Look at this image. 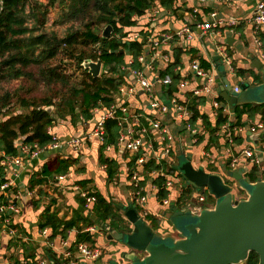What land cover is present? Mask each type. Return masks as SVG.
<instances>
[{
  "label": "trees",
  "instance_id": "16d2710c",
  "mask_svg": "<svg viewBox=\"0 0 264 264\" xmlns=\"http://www.w3.org/2000/svg\"><path fill=\"white\" fill-rule=\"evenodd\" d=\"M173 2V0H48L47 4H39L38 2L31 4L30 0H0V116L3 117L0 121V151L7 156L17 155L18 151L14 147L13 141L21 138L24 144H37L44 147L52 140L47 129L53 125L56 118L68 116L73 125L79 117L84 121L91 119L90 111L98 101L108 107L113 100L111 99L112 94L119 86V79L109 77L107 73L98 78H92L84 70L83 73L90 84L81 89L70 88L67 94L61 93L58 96L56 93L58 88L66 87L69 81L60 67L51 65L52 61L62 52H65L70 57H74L79 65L87 59L99 60L104 67H110L111 73H116L117 67L123 64L125 52L136 58L142 49L143 40L129 44L121 40L123 36L132 32L143 34V27L146 25L137 23L134 18L142 16L145 10L154 3L173 13L171 8ZM55 4L59 8L55 23L71 24V30L66 32L62 38L58 37L52 29L46 27L48 10L54 8ZM77 23L81 29L75 30L74 24ZM100 26L102 29L111 26L112 35L110 38L103 39L101 37L102 29H99ZM260 43V50L264 56V35H260ZM88 46L92 47L91 52L93 53L86 54L78 49ZM93 47L97 48L98 53ZM180 55L181 50L174 48L172 50V62L160 74L161 76H170L172 85L169 87V94L175 90V84L178 80L174 68L180 65ZM197 60L202 69L206 71L211 69L208 60L201 57ZM249 72L252 83L260 84L262 82L259 77L254 76L251 71ZM238 74H244V71L239 70ZM22 83L29 85L25 93L29 94L42 89L44 95L31 100L22 97L20 93L25 89L21 86ZM13 84H19V87L13 89ZM2 85L3 87H1ZM203 101L204 99L201 97L190 96L188 105L192 112L191 125L199 116L196 107L202 105ZM218 101L224 102L220 97ZM13 102L20 108L28 109L29 112L27 114L8 115V109ZM49 107L54 110L52 112L46 111ZM263 109L264 104L236 105L231 110L232 119H235L232 125L241 126L243 115L252 119L255 114L260 113L264 119ZM201 117L203 129L208 134V145L209 143L215 144L218 138H222L218 134L219 128L228 121V116L219 109L213 123L209 122L205 115H201ZM231 123L233 122L231 121ZM117 136V123L111 120L106 121L105 141L99 147L98 162L100 166H106L105 173L109 181H112L118 174L119 164L116 160L105 157L103 151L105 146L115 145ZM202 141L203 137L200 136L197 137L195 143L198 145ZM235 141L240 142L236 138ZM76 163L75 160L53 155L42 165L40 172L31 176L29 183L40 185L57 176L65 175ZM128 164L131 165V161ZM151 167H153L152 162L146 168L150 169ZM256 173L257 169L252 166L246 174L248 182L254 183L258 179ZM262 178L264 179V172ZM86 183V180L77 182L80 186H84ZM194 193H197L196 189L186 187L174 203L176 208L183 207L185 204L183 200L188 199ZM164 196V192H159L158 200L160 201ZM95 197L96 217L102 222L110 219L111 227L118 229L115 222L120 221V219L115 217L116 213L112 206L96 191ZM214 203L215 200L207 193L206 204L213 206ZM147 219L150 221V228H156L155 218L148 216ZM74 225V222L61 223L54 216H48L46 221L40 223L39 226L40 229L50 226L53 235L59 231L60 235L64 237L66 231ZM130 231L131 229L128 228L124 233ZM76 243H86L91 248L95 247L92 235L85 232L76 236ZM242 264H258V256L255 253H250Z\"/></svg>",
  "mask_w": 264,
  "mask_h": 264
},
{
  "label": "built area",
  "instance_id": "2783aa9c",
  "mask_svg": "<svg viewBox=\"0 0 264 264\" xmlns=\"http://www.w3.org/2000/svg\"><path fill=\"white\" fill-rule=\"evenodd\" d=\"M198 1L201 3L204 2V0ZM237 1L241 2L245 0ZM173 6L178 7L176 4ZM185 11L188 12L189 18L191 16L192 25L188 23L182 24L173 32L154 31L152 30L153 27L150 28L148 25L152 24L157 14L169 16V12L162 10L158 7V4H152L147 14L148 17L144 18L148 25L143 27V34L132 32L121 38L127 44L143 40L140 54L136 58H133L132 55L125 52L123 64L117 67L116 73H111L109 66L104 67L101 64L99 77L107 73L109 77L111 76L120 80L119 86L111 96V99H113L112 103L106 107L101 101H98L96 106L90 111L91 121L93 122L90 136L98 140L100 146L105 141L106 121L111 120L117 123L118 136L115 147L118 151L128 154L131 161V165L126 164L121 172L127 179L130 188L131 205L145 223H147L146 219L150 216V213L147 210L148 196L145 185L143 184L144 175L147 176L149 183L152 185L155 198L161 206H170L174 187L177 188L174 193V203L179 199L185 189L182 177L173 170L175 152L172 134L163 123V120L156 118V116L160 117L169 114L172 120L182 124L183 128L192 136L194 139L193 142L195 143V139L200 132L190 123L192 116L188 105L190 96L200 98L211 95L213 116L216 117L219 109L228 116V121L219 128L218 134H220L224 142L230 147V169L234 171L240 161L244 160L250 165L248 171L254 166L257 169L258 178L264 180L262 178L264 165L260 160L264 154V144H259L254 149L245 148L238 153H234V138L237 133L242 132V128L241 126L232 125L235 121L232 119L231 110L228 109L226 103L218 101V91H211L210 89L211 85H216V69L214 70L212 67L207 71L202 69L197 59L190 62V53H188L191 42L199 41L201 38H211L214 35H219L222 28L228 25L235 26L237 22L234 20L224 22V20L218 18L215 12L208 13L205 17H202L203 14L200 15V10L197 8H193L191 14L190 8H186ZM138 19V17L134 18L137 22ZM250 21L254 34L259 36L260 32L264 30V4L256 3ZM257 42L260 48V38ZM178 43H184V51L189 56L188 63L186 64L187 73H183L180 66L174 68V72L178 75V80L175 84V90L169 94V87L172 85L170 76H161L160 74L172 62V59L168 53L162 52V48ZM214 51L219 59L223 60L228 66L226 76L227 74H234L225 45H215ZM95 52L98 53L97 48ZM261 58L264 60L262 54ZM91 61L95 62L93 60ZM190 77L192 81H190ZM201 80L205 81L204 86L201 85ZM157 87L166 90L169 96L170 106H166L161 101L159 94L155 92ZM231 89L234 93L239 92L237 86ZM139 101L144 102L145 106L143 109L136 106L135 103H140ZM246 124L249 125L248 132L250 134L264 132V119L261 117L257 120L247 121ZM202 132H205L203 125ZM49 135L52 140L44 147H40L37 144L19 145L17 148L18 153L15 156H7L0 151V224H2L7 236L10 238L17 236V230L11 226L8 217V214H18V208L12 201L14 196L10 192L16 185L15 182L18 177L17 170L24 168L25 161L40 160L44 154L57 153L63 146L73 151H79L82 149L85 140L82 138H70L62 142L56 136ZM112 149L113 145H107L104 147L103 152H109ZM150 162L153 163V167L147 169L146 167ZM101 167L104 170L106 168V166ZM9 172L12 176H10ZM68 175L57 176L54 179L57 182H63ZM72 190L83 201V207L91 211L96 202L95 191L83 189L81 186H73ZM201 191V193H194L188 199L183 200L185 203L183 209L189 210L192 215L199 214L201 211L211 208L206 204L207 191L205 189ZM159 192L165 193V196L160 201L158 200ZM86 231L98 233L100 230L98 226H90ZM45 233L46 231H43V234ZM61 246L64 249L68 247L64 242H61ZM75 254L76 256H72L70 250L67 251L65 249L63 252L65 261L61 263L77 264L78 262L76 261L96 262L102 256V251L99 248H91L86 243H79L75 245ZM18 264L49 263L47 259L38 258L33 262L25 259Z\"/></svg>",
  "mask_w": 264,
  "mask_h": 264
},
{
  "label": "crops",
  "instance_id": "0c3cea01",
  "mask_svg": "<svg viewBox=\"0 0 264 264\" xmlns=\"http://www.w3.org/2000/svg\"><path fill=\"white\" fill-rule=\"evenodd\" d=\"M173 1L175 2H173V5L176 4V6H178L174 7L172 5L171 8L173 13L170 10L162 8L158 5V7L162 10L168 11L169 16H166L165 14H157L152 22L153 26H151L152 24H146V19L144 20V18L148 17L147 14L151 6L145 10L142 16L138 17L139 19L137 23H144L150 28L153 27L152 30L154 31L170 32L178 29L182 24L188 23V12L185 11L186 8H190V14L193 8L199 9L200 15L203 14L202 17H205L208 13L215 12L218 18L224 20V22L234 20L237 22L236 25H228L230 27L225 26L220 30L219 35H214L211 38H201L199 41L191 42L190 62L201 57L208 60L211 67L215 70L218 65V60H220H213V58L218 57L214 51L215 45L223 44L226 47L231 60V67L234 71V74L231 75L243 82V76L246 74L245 72L251 71L254 76L261 79L264 74V67L261 71L255 70L252 66V62L258 60L264 65V60L261 58L262 52L257 42L260 35H264V30L260 32L259 36L254 34L250 18L256 3L264 4V0H245L241 2H238L237 0H204L202 3L198 0ZM232 11L234 14H231ZM191 23L190 16V25H192ZM178 44L179 45L171 44L166 48H162V52L168 53L169 56H171V59H173L172 50L174 48L180 49V65L178 66H180L183 73H187L186 64L188 63L189 56L188 53L184 51V43ZM237 46H240V49L247 52L248 56L236 58V55L239 56V49ZM239 70H243L244 74H238ZM215 72L216 79H220V77H218L219 72L217 69ZM191 79L192 78L190 77V81H192ZM251 84L255 85V83H252V78ZM234 86L236 85L231 87L234 88ZM159 88L158 94L160 98L164 97L169 100L166 90L161 87ZM201 98L204 99V103L196 107L199 112V116L195 118L192 126L196 130H199L200 133L198 137H203L202 143L196 145L189 132L183 128L180 122L172 120L169 114L168 116L170 120H163V123L172 134L174 141V154L182 150L191 158V163L194 168L201 167L205 170V172L221 176L220 172H222V169L226 167L230 169L228 166L230 163V147L222 140V138H218L215 144L209 143L210 146L208 145V134L206 132H202L201 115H205L211 123L214 122L215 116L212 114L211 98L207 96ZM139 102L140 103H134L138 108L143 109L145 106L144 102ZM259 117L262 118L260 113L255 114L252 119L248 118L246 115L242 117V132L237 133L235 136L236 140H240V142H234V153H238L245 148L254 149L259 144H264V140L258 141L255 144L253 138L259 133L248 136V130L243 127L247 121L257 120ZM66 123L68 126L65 127L50 126L47 129L48 135L52 134L62 142H65L70 138L85 139L82 149L79 151H73L72 149L63 146L59 151H57V153L54 152L53 154H44L40 160H32L29 162L25 161L24 168L17 170L18 177L15 182L16 185L10 192L11 195L14 196L12 201L18 208V214H8L11 226L17 230V236L14 238L7 236L5 232L6 230H4L2 224H0V264H18L20 261L25 259L33 262L38 258L47 259L49 264H53L50 258V255L52 254H54L56 264H61V262L65 261L63 256L65 249L67 251L70 250L72 256H76V236L83 232L92 235V238L95 241V248H99L100 245L103 246L106 251L102 250V256L96 262L76 261L78 262L77 264H127V254H130L132 250L130 251L126 248V246L115 241L107 240L108 232L104 230V227H109L111 230H115L117 232H121V228L125 226L131 229V225L124 217V212L132 206L130 188L128 186L127 179L121 172L124 165L130 162V156L124 152L118 151L115 145H113V149L111 151L103 152L105 157L116 160L119 164L118 174L112 179V181H109L105 170L98 162L100 143L94 137L90 136L93 128V122L91 119L84 121L81 117H79L75 126H72L71 122ZM196 140L197 138L195 139V142ZM22 141V138L14 140V147L17 149L19 145H23L24 143ZM207 148L208 150L206 151ZM53 155H58L60 158L64 159L69 158L75 160L77 163L67 172L69 175L63 182H57L54 179L40 185H31L29 183L31 176L40 172L42 165ZM124 155H126V157H124ZM260 160L264 165V154ZM210 161H212V163H210ZM249 166V163L243 160L240 161L234 171L230 170L234 173L242 171V177L247 179L246 174L249 172ZM9 174L12 176L10 172ZM84 180H86L87 183L86 185L81 186V188L96 191L106 202L110 204V206H112L114 212L121 216V223L120 221L115 222L119 230L111 227L110 219L103 222L100 221L96 217L94 205L91 211H88L83 207V201L79 198L77 193L72 190V187L80 186L77 182ZM143 181L148 196L147 210L150 213V216L157 219L156 228L159 229L161 233L171 231V224L166 219L155 215L157 214L159 208V202L155 198L152 185L149 183L147 176L144 175ZM120 183L123 184V187L126 190V197L123 196L125 194H121L118 188ZM233 188L235 189L236 187ZM235 192L238 193L236 195L245 194L243 191H237V188L235 189ZM173 198H175L174 193L172 194V199L170 201V208L171 204H174ZM236 199L240 200V198L238 199L237 197ZM114 200H117V202L115 203ZM181 209H183V207H181ZM48 216H54L57 221L61 223L74 222L75 225L66 231L64 237L60 235L59 231L53 235L50 226L44 227L43 229H40L39 226L40 223H44L46 221ZM146 222L149 226L150 221L146 219ZM90 226H98L100 231L98 233L87 232L86 230ZM43 231H46V233L43 234ZM61 242L66 243L68 247L65 249L62 248ZM132 254L134 257H144V254L141 255L138 252L133 251Z\"/></svg>",
  "mask_w": 264,
  "mask_h": 264
},
{
  "label": "water",
  "instance_id": "95a60500",
  "mask_svg": "<svg viewBox=\"0 0 264 264\" xmlns=\"http://www.w3.org/2000/svg\"><path fill=\"white\" fill-rule=\"evenodd\" d=\"M111 33V26H107L101 37L108 39ZM218 59L219 57L213 58L214 61ZM252 66L259 71L264 67L258 60L252 62ZM83 69L92 78H98L101 62L87 60ZM216 69L220 77L215 78L218 95L227 104L228 109L233 110L237 105L236 95L240 90L248 89L250 85H236L239 92L234 93L226 73L221 71L219 65ZM261 81L252 87L251 96L255 99L253 104H264V74ZM46 111L50 112L49 108ZM247 135L251 136L250 132H247ZM253 140L255 144L264 140V132L256 135ZM176 160L177 158L175 162ZM173 170L187 182V187L205 189L215 200L213 207L196 215L189 211L195 221L184 225L183 230L178 231V235L182 237L168 245L163 241H153L152 229L137 215L135 208L130 206L124 212V217L131 225V231L117 232L105 226L104 230L108 232L107 240L145 254L139 259L141 264H242L250 253L258 256V264H264V180L258 178L254 183L249 182L250 188L245 192L246 197L237 200L233 187L216 174L205 172L201 167L194 168L191 158L184 151L179 155V163L173 165ZM242 175V171L233 172L232 177L237 181ZM171 211L174 216H181L186 210L178 211L176 206L171 204ZM50 258L51 262L56 264L54 254L50 255Z\"/></svg>",
  "mask_w": 264,
  "mask_h": 264
},
{
  "label": "rangeland",
  "instance_id": "374dc122",
  "mask_svg": "<svg viewBox=\"0 0 264 264\" xmlns=\"http://www.w3.org/2000/svg\"><path fill=\"white\" fill-rule=\"evenodd\" d=\"M34 2H38L39 4H47L48 0H30V3L33 4ZM59 14V8L57 7V5L55 4L54 8H49L48 10V15H47V25L46 27L49 29H52L56 35H58V37L62 38L65 36L66 32H68L69 30H71V24L67 23V24H57L55 23L57 16ZM231 14H234V12L232 11ZM188 24H190V18L188 17ZM192 22V20H191ZM74 29H81L80 26H78L77 24H74ZM99 29H102V26L99 27ZM104 28L102 29L103 32ZM175 31V30H173ZM170 31V32H173ZM101 32V33H102ZM112 35V33H111ZM179 45V44H176ZM96 48V47H93ZM237 48L239 49V56L236 55V58L238 57H247L248 53L245 52L244 50L240 49V46H237ZM80 51L85 52L86 54H91L93 52H91L92 47L88 46V47H79L78 48ZM76 56V55H75ZM89 60V59H87ZM86 62V60H84ZM83 63H81L80 65L77 64V60L73 57H70L69 55L65 54V52H62L54 61H52L51 65L52 66H57L60 67V70L62 71V73L67 76L69 84L66 87H60L57 90V95L59 96L61 93L62 94H67L68 90L70 88H74V89H81V88H85L87 84H90L88 78L84 75V69H83ZM218 65L220 66L221 71L227 73L228 71V66L225 64V62L223 60H218ZM246 74L243 76V82L239 81L235 76L233 75H228V80L231 84V86L233 85H240V84H249V88L246 89L245 91L240 90V93L238 95H236L237 98V105L238 106H242L244 104H253L255 102V99L252 98L251 96V92H252V87L254 85L251 84V77L249 75L250 72H245ZM264 73V72H263ZM201 85L204 86L205 85V81L201 80L200 81ZM23 91L20 93V95L24 98H27L29 100L31 99H35V98H40L44 95V90L40 89L37 90L33 93H25V91L29 88L28 84L22 83ZM217 85H211V91H215L217 90ZM3 87V85L1 86ZM6 87V86H5ZM19 87V84H13L12 88L16 89ZM159 87L156 88L155 92H159ZM4 90H9L12 91L10 89H4ZM4 90L2 91V93L4 92ZM212 99V96H208ZM160 98V97H159ZM161 101L166 105V106H170V101L164 97L160 98ZM48 109V108H47ZM46 109V110H47ZM8 115H16V114H27L29 112L28 109H24V108H20L15 102L12 103V105L10 106V108L8 109ZM50 112H52L54 109L52 107H49ZM245 116V115H243ZM156 118H159L160 120H170L168 115H164V116H156ZM3 119L2 116H0V121ZM69 117L68 116H64L60 119L56 118L54 120V123L52 126H60V127H65L68 126L66 122H70L69 121ZM170 123V122H169ZM72 126H75V124H73ZM244 128H246L247 130L249 129V125L248 124H244L243 126ZM183 154V151L180 150L179 152H177L175 154V159L177 158L176 162H174V165H177L179 163V155ZM124 157H126V155H124ZM180 161H182V159H180ZM123 165V164H121ZM125 166V165H124ZM233 171H231L228 167L222 169V172H220V177L224 180L225 183H227L228 185H231L233 187L237 188V191H248L250 188V183L248 182V180L245 177L240 178L239 180H235L232 177ZM183 182V186L184 188H186L188 186L187 182L185 180L182 181ZM119 190L121 192V194H125L123 196L126 197V190L123 187V184H119ZM235 188V189H236ZM239 189V190H238ZM177 190L176 187L173 188V193H175ZM197 193H201V189L197 190ZM238 194V193H237ZM236 197L239 199H244L246 197V194H239L236 195ZM114 202L116 203L117 200H114ZM158 211H157V215L160 218H164L166 219L172 227L171 231H168L167 233H161L159 231V229L157 228H152V231L154 233V238L153 241L154 242H161L163 241L164 243L170 245L172 244V242L177 239V238H181L182 235H178V231L179 230H183L184 225H186L189 222H194L195 221V217L192 216L189 213V210L183 211L184 213L181 216H174V214L171 211L170 207H164L161 206L158 203ZM209 207H213L211 205H209ZM178 211H181V208L178 209ZM118 213L115 214V217H118L117 219H120L121 216ZM122 219V218H121ZM156 223H157V219ZM114 221H116V219H114ZM121 223V221H120ZM126 229H128L126 226L121 228V231H125ZM100 250L102 251H106L105 248L103 246L99 245ZM130 250V249H129ZM131 251V250H130ZM133 251L130 252V254H127V260L126 263L129 264V262H132V264H141L139 259H141L140 257H134V255L132 254ZM132 254V255H131ZM142 255V254H141ZM145 255V254H144ZM73 259V258H72ZM74 260V259H73Z\"/></svg>",
  "mask_w": 264,
  "mask_h": 264
}]
</instances>
